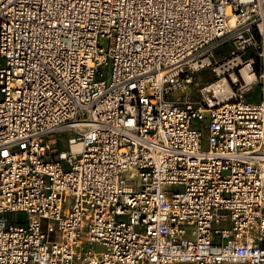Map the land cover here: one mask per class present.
Masks as SVG:
<instances>
[{"label": "built area", "instance_id": "2783aa9c", "mask_svg": "<svg viewBox=\"0 0 264 264\" xmlns=\"http://www.w3.org/2000/svg\"><path fill=\"white\" fill-rule=\"evenodd\" d=\"M0 264H264V0H0Z\"/></svg>", "mask_w": 264, "mask_h": 264}, {"label": "rangeland", "instance_id": "374dc122", "mask_svg": "<svg viewBox=\"0 0 264 264\" xmlns=\"http://www.w3.org/2000/svg\"><path fill=\"white\" fill-rule=\"evenodd\" d=\"M252 54L253 50L251 49L247 50V52H242L241 50H239L237 41L232 35L221 46L217 47L212 52L202 56L201 59H207L206 61H203L209 62V66L198 71H194L192 84L187 85L181 90L176 91L174 94V98L183 100L185 96H191L195 101H201V89L203 87H206L209 83L213 82L214 80L219 79L221 76H225L228 79L230 85L238 94V92L241 91V86L245 84L242 75V67L240 60H245ZM238 62L239 65H237ZM220 71L222 72L221 76L218 75ZM233 73L238 76V83H236V81L233 79ZM246 90V100L250 102H259L261 100V90L257 83L251 84L249 89ZM235 100L236 99H234L233 101ZM67 138L68 135L60 136L58 138L60 141L59 144L52 145L49 147L50 153L54 158H58V154L61 150L68 151ZM21 217L23 218L25 217V215H21Z\"/></svg>", "mask_w": 264, "mask_h": 264}, {"label": "bare ground", "instance_id": "6f19581e", "mask_svg": "<svg viewBox=\"0 0 264 264\" xmlns=\"http://www.w3.org/2000/svg\"><path fill=\"white\" fill-rule=\"evenodd\" d=\"M229 26L231 29L230 31L233 32L235 27L234 18L230 20ZM203 60L206 61L207 59H203ZM221 73L222 72L220 71L218 75L221 76ZM242 75L245 82V84H243V89L247 88L249 85L257 81V75L255 73L248 71L246 68L242 69ZM232 76L236 82L239 81L237 75L233 73ZM206 87L209 92L212 93L214 92V97L211 100L212 105H218L224 102L225 103L231 102L232 98H234L237 95L236 91L232 88L228 79L225 76H221L219 79L214 80L213 82L209 83ZM73 149L77 152L82 151L83 149L82 144L74 145Z\"/></svg>", "mask_w": 264, "mask_h": 264}, {"label": "trees", "instance_id": "16d2710c", "mask_svg": "<svg viewBox=\"0 0 264 264\" xmlns=\"http://www.w3.org/2000/svg\"><path fill=\"white\" fill-rule=\"evenodd\" d=\"M256 69H257V71H259V67H257Z\"/></svg>", "mask_w": 264, "mask_h": 264}]
</instances>
